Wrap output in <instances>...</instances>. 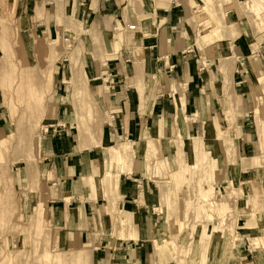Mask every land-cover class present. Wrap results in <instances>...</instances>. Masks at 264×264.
Here are the masks:
<instances>
[{
	"label": "rangeland",
	"instance_id": "rangeland-1",
	"mask_svg": "<svg viewBox=\"0 0 264 264\" xmlns=\"http://www.w3.org/2000/svg\"><path fill=\"white\" fill-rule=\"evenodd\" d=\"M202 1L203 5L197 2L193 6L196 9L187 18L189 25H199V37L193 41L204 47L219 42L216 33L222 29L217 19L227 10L225 21L232 28L244 26L257 33L260 51L254 54L248 50L250 62L260 69L257 75L250 85L246 84L247 73L242 66L234 67L236 61L246 59L227 57L234 48L226 42L221 51L228 55L217 68L224 98L210 100L207 116L201 119L189 110L194 121L183 113L174 121L169 101L178 91L182 99L184 94L171 74L165 80L158 77L140 88L144 98L165 99V113L146 118L148 104L142 103L139 132L118 139L110 137L115 120H111L112 113L107 114L110 124L105 126L107 140L103 147L126 141L152 145L144 157L149 160L147 175L141 169L145 161L142 153L131 159L137 165L132 172L121 174L122 180L136 186L134 205L142 210L148 228L144 239L154 243V247L149 243L152 250L143 257V264H264V102L251 115V129L243 136L238 121L239 97L232 80L235 70V81L249 86L248 95L258 98L264 94V31L260 32L264 0ZM13 3L0 0V264H114L118 259L117 255L113 258L114 252L133 255V240L140 230L133 213L117 207L119 200L115 205L96 200L94 194L81 189V181L93 175L99 193L103 189L101 197H107L115 190L109 188L117 173L115 165L104 166L101 172L98 163L99 169H95L94 160L102 157L101 146L81 153L88 154L87 160L92 163L75 170L61 169L66 164L71 166L70 158L80 157L70 118L76 121L79 134L92 135L98 130L97 108L90 102L112 92L113 79L103 65L111 41L113 48L118 44L114 43L116 33L110 40L102 30L80 27L67 17L63 20L64 15L71 14L56 7L53 16L58 37L47 38L32 27V12L25 17ZM236 6L244 12L262 7L263 13L253 15L252 23L245 25L233 9ZM125 31L134 34L128 26ZM216 56L214 51L211 72L218 63L212 58ZM96 76L101 77L93 80ZM88 80L92 91L87 87ZM105 86L107 94L103 93ZM241 87L235 86L238 94H242ZM157 93L163 97L156 98ZM137 108L135 105L132 111ZM87 184L95 189L93 178ZM49 189L62 192L61 198L50 204L44 203ZM70 208L76 213L92 211L89 228L97 241L106 242L89 244L84 238L82 243L78 237L70 241L65 230L74 227L64 222ZM119 238L124 240L123 245L115 244Z\"/></svg>",
	"mask_w": 264,
	"mask_h": 264
},
{
	"label": "crops",
	"instance_id": "crops-1",
	"mask_svg": "<svg viewBox=\"0 0 264 264\" xmlns=\"http://www.w3.org/2000/svg\"><path fill=\"white\" fill-rule=\"evenodd\" d=\"M12 1L17 6V10L21 15L24 13L26 17L29 11L32 12L29 19L32 23V27L47 38L58 37L56 18L53 16L55 15L56 7L59 9L63 8L65 12L71 14L70 17L64 15L63 20L67 17L74 23H78L80 27L88 25L89 27L99 29L100 32L102 30L104 33L103 35L106 34V36L110 37V40L113 36V32L116 33L115 35L117 36L114 43L118 44L113 48L111 41V49L106 54V64L103 65L107 67L106 73H108V76L113 79L112 92L108 96L105 95L101 100H92L90 102L94 108H97V122L99 127L94 135H98L97 138L100 144L80 149L82 141L76 121L70 118V121L75 125L77 139L76 150L80 152V157H76L75 159L70 158L69 160L72 161L71 166L69 164L63 165V169H61L63 171L66 169L71 170L72 167L75 170L79 165L92 163L93 161L87 160L89 158L88 154H81L84 151H91L102 146L103 156L104 149H107L103 147L107 140L105 126L106 124H110L107 119V114L111 115L112 113L111 120H115L114 125L112 124L114 130H112L110 137L118 139L120 135L130 136L139 132L138 126L143 121L142 103L143 105L146 103L148 104L146 106L147 109L144 110L146 112V118H151L155 116L156 113H165L167 108L165 99L152 100L140 95L142 94L140 88L142 83L151 85L153 79L161 77L165 80V77L171 74L179 86L180 91L184 94V99L180 97L178 91V93L173 96V100H170L169 104L167 103L168 108L173 112L174 121L176 120L178 108L181 107L184 116L186 115L185 117L191 122L194 120L189 117V110L194 111L192 114L193 116L198 114L202 119L209 114L207 107L211 99L224 98L225 89L221 84V77L218 74L217 68L221 59L226 58L228 55L226 51L223 52L226 42L230 45L231 49L234 48L233 53L227 57L236 56L246 59V62L236 61L238 64L234 63V67L236 70L238 65L242 66L247 76H249L246 82L247 85H250L249 81H251L252 78L257 75L258 70H260L255 63L250 62L252 59L251 56L249 57L248 50H250L251 53L253 52L244 36L239 37L232 44H230L229 41H219L208 47L198 45L193 41L199 37L197 34L199 25H189L187 18L191 15L192 9H196V7L193 6L197 2L203 5L202 0ZM60 17H62V14L60 10H58V21L61 23L62 19L60 20ZM198 23H200L199 20ZM125 24L128 27L135 24L136 29L133 35L126 34ZM222 47L223 49L221 51ZM262 48L264 49V46H262ZM214 51L217 52V56L212 58L214 59L213 61H218V63L215 65L214 71L211 72L209 67L212 64L211 54ZM128 63L131 64L129 65ZM234 73L232 76L234 83L233 90L239 97V107L237 111L243 113V117L239 118L238 121H240V129L244 132V136L247 133L246 130L251 129V115L255 113L257 106L261 107L264 102V94L261 93V97L258 98L248 95L249 86L247 87L242 82H236ZM100 77L101 76H96L93 80H98ZM236 77H238V75ZM147 80H149V82ZM65 81L69 83L67 78H65ZM69 85L73 91V85L71 83H69ZM241 85L242 94H238L235 86ZM87 87L92 91L89 80ZM103 93H108V87L105 86L103 88ZM158 95L157 93L156 98L163 97ZM108 97L109 99L107 100ZM135 105H137L138 108L132 111ZM103 109L106 110V112H103ZM1 131L0 129V137H2ZM83 135L85 136L84 138H86V143L90 144L93 134L87 135L84 133ZM56 158H61V156H56ZM101 158L102 157L94 160L96 161L95 169L97 170L99 169L98 163ZM68 170L67 172L70 173ZM89 178L94 179L95 189L93 191L87 184ZM132 180L135 181L134 179ZM81 189L86 193L94 194L96 200L99 201H109L115 205L116 201L119 200L117 207H121L126 213H133L132 218L135 221L134 223L136 226L138 225L137 227L140 230L138 238L133 240V245L135 246L134 253L132 255L128 252H114L113 258L116 255L118 256L114 264H143V257L145 258L149 251L152 250L154 243L151 239H144L142 237L143 226L146 220L142 210H139L134 205L136 186L128 183L126 179L122 180L120 175L118 185L114 192L102 198L103 189H101L99 193L95 177L90 175L82 178ZM61 193L60 190L49 189L46 193V198L48 200L44 203L50 204L53 201L59 200L61 198ZM94 207L95 206H92V208ZM90 212L92 211L86 209L85 212L76 213L74 208H70L68 213L66 212L67 218L64 219V222L67 220V226L74 227V230L70 228L65 230L67 231L65 233H67L66 235L70 241L73 240L72 238L77 239L76 237H78L80 238L78 240L82 243L84 242V238L87 239L89 244H99V242L103 244L106 242V239L97 241L94 238L95 234L92 232V229L89 228V217L92 215ZM71 214L73 215L72 217ZM70 220H74L73 224L70 223ZM57 235L58 231L55 230L53 236L56 238ZM150 236L149 231V237ZM150 242L152 246L149 244ZM123 243V239L119 238V240H115L116 245H123Z\"/></svg>",
	"mask_w": 264,
	"mask_h": 264
},
{
	"label": "bare ground",
	"instance_id": "bare-ground-1",
	"mask_svg": "<svg viewBox=\"0 0 264 264\" xmlns=\"http://www.w3.org/2000/svg\"><path fill=\"white\" fill-rule=\"evenodd\" d=\"M262 7L264 8V5ZM262 7L256 8L254 10H250L249 12L240 11L239 8H237V6L233 7V9H235L236 12L239 14V16L241 17L240 19L242 21H245V25L246 24L250 25L252 23V21L250 22V20L253 17V15H255L256 13L259 14V13H261L264 10ZM226 11H222L223 12L222 15L218 16V19H217L218 27H220L222 29L221 30L222 32L220 30H218L219 32L216 33V40H218V41H229L230 44H232L239 37L245 36V37L248 38V41H249V43L251 45L253 53L254 54H256V53L258 54V52L260 51V43L257 41V38H256L257 33L254 32L253 30H251L250 28H247V27H244V26L243 27L235 26L234 28H232V26L227 24V22L225 21V16L227 15ZM242 15L245 16V17H243ZM253 23H254V21H253ZM240 25H242V22H241ZM129 29H130V27H129ZM226 30H227V32H226ZM263 31H264V26H262L260 28V32L262 33ZM206 38H209V37L205 36L204 39H206ZM234 57H236V56H234ZM236 58L237 59H241L239 57H236ZM241 60H243V58ZM229 66H230V64L227 63L226 67H229ZM223 68H224V66H223ZM141 96H142V94H141ZM141 100H142V98H141ZM181 113H183V112H182L181 107H179L177 115L180 116ZM240 115L241 116L239 118H242L243 115H242L241 112H240ZM236 117H237V114H236ZM111 118H112V116H111ZM79 135H80V138H81V141H82L81 144H80V149H83L85 147H90V146H93V145L97 146V145L100 144V142H99V140L97 138L98 135H94V134L92 135L91 140H90L91 141L90 144L86 143V138H84L85 136L81 132H80ZM151 147H152V145L150 144V142L148 144L146 143L145 145L141 146L139 142L126 141V142H119L114 147L104 149L103 156H102V158L99 161V166L101 168L100 169L101 172H103V170L105 169L104 166L105 167H107V166L109 167L112 164L115 165V170L117 169L116 176H114V178H112L110 180L109 188L111 190H112L113 187L116 189V187L118 185L119 177H120V175L122 173H126L127 172V173L130 174L132 172L133 168L135 166H137V165L134 164V162L131 161V159L137 158L138 156H140L141 153H142V158L145 159L146 162L142 161V167L141 166L140 167L143 170V175H147L148 174L146 172L150 171V170H148V166H149L148 162H149V160L144 158V157L146 156V153L149 155V153L151 151ZM92 148H94V147H92ZM127 160H128V162L125 163V161H127ZM125 165H128L130 168L125 169L124 168ZM107 174H109V173H107ZM150 176H152V175H150ZM102 179H103V177H102ZM109 192H112V191H109ZM147 229L148 228H147L146 223H145L144 226H143V234H142L143 238H147L148 237ZM155 244H157V247L159 249H161V247H160V245H159L157 240H156ZM91 252H92V249H91Z\"/></svg>",
	"mask_w": 264,
	"mask_h": 264
},
{
	"label": "built area",
	"instance_id": "built-area-1",
	"mask_svg": "<svg viewBox=\"0 0 264 264\" xmlns=\"http://www.w3.org/2000/svg\"><path fill=\"white\" fill-rule=\"evenodd\" d=\"M129 27H130V30L131 31H134L136 29V26L135 25H130Z\"/></svg>",
	"mask_w": 264,
	"mask_h": 264
}]
</instances>
